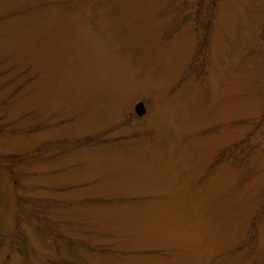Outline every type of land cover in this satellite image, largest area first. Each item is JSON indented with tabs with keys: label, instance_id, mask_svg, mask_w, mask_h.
<instances>
[{
	"label": "rangeland",
	"instance_id": "374dc122",
	"mask_svg": "<svg viewBox=\"0 0 264 264\" xmlns=\"http://www.w3.org/2000/svg\"><path fill=\"white\" fill-rule=\"evenodd\" d=\"M0 264H264V0H0Z\"/></svg>",
	"mask_w": 264,
	"mask_h": 264
},
{
	"label": "water",
	"instance_id": "95a60500",
	"mask_svg": "<svg viewBox=\"0 0 264 264\" xmlns=\"http://www.w3.org/2000/svg\"><path fill=\"white\" fill-rule=\"evenodd\" d=\"M135 111L138 115H142L145 113V107L143 105L142 102H138L136 105H135Z\"/></svg>",
	"mask_w": 264,
	"mask_h": 264
}]
</instances>
